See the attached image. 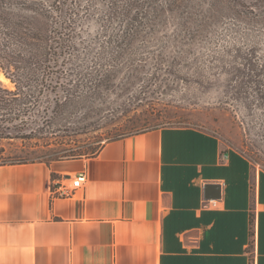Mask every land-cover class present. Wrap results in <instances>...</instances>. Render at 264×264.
<instances>
[{"label": "crops", "instance_id": "obj_1", "mask_svg": "<svg viewBox=\"0 0 264 264\" xmlns=\"http://www.w3.org/2000/svg\"><path fill=\"white\" fill-rule=\"evenodd\" d=\"M81 171L84 185L62 194ZM261 172L212 133L175 126L89 156L0 162V264H264ZM208 183L220 198H204Z\"/></svg>", "mask_w": 264, "mask_h": 264}, {"label": "rangeland", "instance_id": "obj_2", "mask_svg": "<svg viewBox=\"0 0 264 264\" xmlns=\"http://www.w3.org/2000/svg\"><path fill=\"white\" fill-rule=\"evenodd\" d=\"M23 1L47 6L52 0ZM240 3L206 1L186 25L165 12L158 30L128 40L141 60L120 66L111 87L97 91L89 107L67 116L69 122L54 126L45 116L27 114L36 121L1 132L0 162L89 156L112 139L175 126L212 133L264 170V100L256 93L264 84L256 73L264 71V0ZM102 10L97 3L83 15L81 45L101 36L108 24ZM0 86L15 90L10 80L0 79Z\"/></svg>", "mask_w": 264, "mask_h": 264}, {"label": "trees", "instance_id": "obj_3", "mask_svg": "<svg viewBox=\"0 0 264 264\" xmlns=\"http://www.w3.org/2000/svg\"><path fill=\"white\" fill-rule=\"evenodd\" d=\"M206 1L241 6L240 0H52L47 6L0 0V71L15 86L13 91L0 86V133L36 121L27 114L45 116L54 126L69 122L70 114L91 105L97 91L111 87L120 66L141 60L128 46L130 38L158 30L165 12L176 13L186 25ZM97 3L108 24L91 44L81 45L80 21ZM256 73L264 77L263 70ZM256 91L264 100V84ZM12 119L19 122L9 125Z\"/></svg>", "mask_w": 264, "mask_h": 264}, {"label": "built area", "instance_id": "obj_4", "mask_svg": "<svg viewBox=\"0 0 264 264\" xmlns=\"http://www.w3.org/2000/svg\"><path fill=\"white\" fill-rule=\"evenodd\" d=\"M87 180V175L85 171L79 172L77 175H75L74 179L72 180L71 186L64 189L63 193L64 195H70L74 193V191L84 185V183Z\"/></svg>", "mask_w": 264, "mask_h": 264}, {"label": "water", "instance_id": "obj_5", "mask_svg": "<svg viewBox=\"0 0 264 264\" xmlns=\"http://www.w3.org/2000/svg\"><path fill=\"white\" fill-rule=\"evenodd\" d=\"M221 194V186L215 183H208L204 185V198L218 199Z\"/></svg>", "mask_w": 264, "mask_h": 264}, {"label": "bare ground", "instance_id": "obj_6", "mask_svg": "<svg viewBox=\"0 0 264 264\" xmlns=\"http://www.w3.org/2000/svg\"><path fill=\"white\" fill-rule=\"evenodd\" d=\"M0 79L4 81H9L2 73L0 74Z\"/></svg>", "mask_w": 264, "mask_h": 264}]
</instances>
